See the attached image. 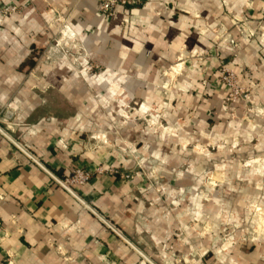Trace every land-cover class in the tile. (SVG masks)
<instances>
[{
  "label": "crops",
  "instance_id": "crops-1",
  "mask_svg": "<svg viewBox=\"0 0 264 264\" xmlns=\"http://www.w3.org/2000/svg\"><path fill=\"white\" fill-rule=\"evenodd\" d=\"M5 3L21 12L0 16V264H264L256 244L175 234L140 180L94 175L75 196L55 180L133 168L114 99L217 132L222 61L264 108V0H142L109 19L98 0Z\"/></svg>",
  "mask_w": 264,
  "mask_h": 264
},
{
  "label": "rangeland",
  "instance_id": "rangeland-1",
  "mask_svg": "<svg viewBox=\"0 0 264 264\" xmlns=\"http://www.w3.org/2000/svg\"><path fill=\"white\" fill-rule=\"evenodd\" d=\"M0 2L15 8L11 15L0 12L1 17L20 14L19 7ZM61 39H72L67 27L57 42ZM96 71L93 65L79 68L81 74ZM216 82L224 91L220 133L211 126L205 132L198 130L190 124L193 115L167 126L166 110L134 111L132 103L118 106L114 99L131 141H125L127 152L130 147L141 154L136 160L129 156L132 169L98 168L91 173L92 179L114 176L123 184L140 180L145 185L144 198L153 200L160 215L173 216L175 234H205L210 244L214 238L223 249L239 242L264 248V108L257 91L223 61L218 64ZM135 136L139 139L134 140Z\"/></svg>",
  "mask_w": 264,
  "mask_h": 264
},
{
  "label": "built area",
  "instance_id": "built-area-1",
  "mask_svg": "<svg viewBox=\"0 0 264 264\" xmlns=\"http://www.w3.org/2000/svg\"><path fill=\"white\" fill-rule=\"evenodd\" d=\"M142 0H98V14L105 18L109 19L112 17L113 12L115 8L117 7H124V8H133L135 6H138L141 3ZM0 2V12L2 15H11L15 12V8H9L5 7L3 4ZM2 6V7H1ZM227 81L226 79H224ZM2 119L1 112H0V120ZM2 129L0 126V135H2ZM101 172L100 170L98 173ZM92 179V175L82 169H75L71 173L70 176L65 177L60 180H56L57 184L62 186L64 189L70 190L72 193V188L73 187H81L86 184H88ZM74 194V193H73Z\"/></svg>",
  "mask_w": 264,
  "mask_h": 264
},
{
  "label": "water",
  "instance_id": "water-1",
  "mask_svg": "<svg viewBox=\"0 0 264 264\" xmlns=\"http://www.w3.org/2000/svg\"><path fill=\"white\" fill-rule=\"evenodd\" d=\"M54 178V177H53ZM65 190H67L68 192H70L73 196H75L70 190H68V189H65Z\"/></svg>",
  "mask_w": 264,
  "mask_h": 264
}]
</instances>
